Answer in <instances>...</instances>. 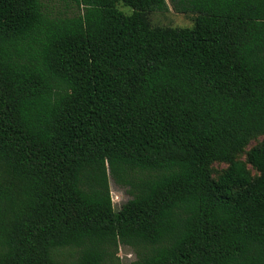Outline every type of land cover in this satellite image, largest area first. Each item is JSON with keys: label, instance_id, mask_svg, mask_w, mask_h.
Masks as SVG:
<instances>
[{"label": "trees", "instance_id": "16d2710c", "mask_svg": "<svg viewBox=\"0 0 264 264\" xmlns=\"http://www.w3.org/2000/svg\"><path fill=\"white\" fill-rule=\"evenodd\" d=\"M43 1L0 0V264H120L108 160L146 161V264H264V0Z\"/></svg>", "mask_w": 264, "mask_h": 264}, {"label": "rangeland", "instance_id": "374dc122", "mask_svg": "<svg viewBox=\"0 0 264 264\" xmlns=\"http://www.w3.org/2000/svg\"><path fill=\"white\" fill-rule=\"evenodd\" d=\"M168 11L166 13L150 14L152 25L172 28H191L189 15L177 13L170 0H166ZM43 5L52 15L73 16L77 11L75 7L63 0H44ZM118 9L126 16L131 14L130 9L121 5ZM264 137H257L250 141L242 153L237 155L235 161L243 164L250 179L255 181L259 172L248 162V152L259 146ZM108 178V188L113 209L119 219L117 232V257L120 264H146L147 240L146 223L148 207L146 200L147 165L145 160H108L105 162ZM228 169L227 164H214L213 177L217 179ZM193 199L196 192L193 190Z\"/></svg>", "mask_w": 264, "mask_h": 264}]
</instances>
